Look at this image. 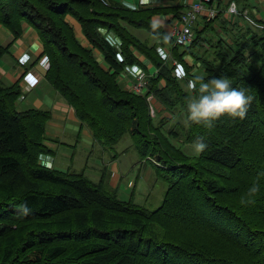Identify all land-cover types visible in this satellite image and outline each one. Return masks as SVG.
I'll return each mask as SVG.
<instances>
[{"label": "trees", "instance_id": "obj_1", "mask_svg": "<svg viewBox=\"0 0 264 264\" xmlns=\"http://www.w3.org/2000/svg\"><path fill=\"white\" fill-rule=\"evenodd\" d=\"M128 1L0 0V24L14 38L23 22L33 27L49 63L44 78L79 127L103 148L129 133L140 160L167 185L163 203L149 210L104 189L108 177L91 181L41 162L53 153L46 144L51 112L19 107V82L0 80V264H264V28L239 19L252 1L217 0L216 16L199 14L194 39L183 46L152 18H180L188 5ZM229 2L241 13L226 15ZM122 20L156 41L137 37ZM9 46L0 44V58ZM159 48H169V57ZM185 55L200 63L205 80L224 76L247 90L254 99L244 119L185 126L188 83L196 76L187 64L186 75H176ZM133 66L143 73L139 92L122 81ZM150 96L162 107L154 117ZM200 137L208 147L197 155ZM257 179L255 202L241 205ZM22 203L32 214H17Z\"/></svg>", "mask_w": 264, "mask_h": 264}, {"label": "rangeland", "instance_id": "obj_2", "mask_svg": "<svg viewBox=\"0 0 264 264\" xmlns=\"http://www.w3.org/2000/svg\"><path fill=\"white\" fill-rule=\"evenodd\" d=\"M251 1L253 2V0ZM213 3L214 8L218 10V1L214 0ZM223 4L224 2L222 5ZM258 11L264 13V6L260 7ZM247 12L250 16L257 17L253 7H248ZM239 19L244 21V23L246 22L243 16L239 17ZM71 22L74 26L76 36L80 41H84L80 33V27L72 20ZM122 23L137 37L149 43L156 41L146 29L134 27L124 20H122ZM130 75L135 80V83L132 82L129 85L127 83L129 80L126 77L122 80L123 82L126 81L125 86L127 89L132 88L137 92L142 91V88H144L143 73H138L137 70L131 69ZM37 90L39 92L38 94L43 92L42 94L48 96L49 108H47L55 112L52 108V103L56 96L61 98V95L56 93L46 79L43 83V88L39 87L36 91ZM28 94L29 93L26 94L24 91H21V95L25 96V98L19 97L17 103L19 107H26ZM30 95L33 96V92H31ZM28 99H30V96H28ZM148 99L150 101V113L154 117L157 111L162 110V107L152 96ZM73 118L77 119L75 114ZM76 121L78 120L73 121L65 114L63 120L55 119L54 121L56 123H61L59 127H50L47 125L48 123L46 124V134L48 136L50 133L56 135V141L51 142L53 144L51 147L53 153L47 157H41V162L43 161L47 165H51V162L48 161L49 158H51L54 168L83 174L91 181H97L100 176L108 177L109 186L104 185V189L108 190L110 193L116 191L120 199L132 200L134 203L140 204L149 210H153L163 203L167 185L163 179L158 176L153 165L144 163L140 160L133 138L129 133L113 147L103 148L92 140L91 135H86L83 130L79 131Z\"/></svg>", "mask_w": 264, "mask_h": 264}, {"label": "crops", "instance_id": "obj_3", "mask_svg": "<svg viewBox=\"0 0 264 264\" xmlns=\"http://www.w3.org/2000/svg\"><path fill=\"white\" fill-rule=\"evenodd\" d=\"M124 1H128V0H124ZM129 1L130 3L131 2L135 3L139 7V6H148V5L187 6L193 3L195 0H137V1L129 0ZM251 4L254 9V13L257 16L253 18H255L258 21H260L261 19L263 20L264 13L262 11L261 12L258 11V9L264 6V0H253ZM226 15L231 17V15H229L227 12ZM67 18H68L67 21L69 22L70 25H72L71 22L72 20L76 25L79 26V24L73 18L69 16H67ZM152 20L154 23L162 26L168 34H172L173 30L177 27L179 28L180 26V23L178 22L179 18H175L173 14H157L152 18ZM21 29L22 32L20 33V35L14 38L12 33L9 32L5 27H3L0 24V44L10 45L8 48V53L4 54L0 58V80L6 85L19 82L21 91H24L26 94L29 93L28 96H30V99H28L27 96V100H26L27 102L25 105L26 107L50 110L48 109L49 108L48 96L42 94L43 92L41 94H38L39 93L38 90L36 91V89L39 87L43 88V83L45 81L44 74L47 69L44 68V64L45 61H48V59L42 53L43 50L42 44L33 27L30 24L23 22L21 25ZM183 48L184 47H181L180 50L182 51ZM168 49L169 48H162V49L159 48V53L162 58L166 59L167 56L169 57V54H167L170 53ZM140 59L143 60L142 57H140ZM184 60H185L184 64L180 62L176 63L175 73L177 76L182 78L186 75L185 64L193 68L192 69L193 75L196 76L200 74L204 75L203 71L201 70L200 63L194 60L190 55H185ZM147 66L151 72L156 70L150 62H147ZM131 69L137 70L138 73L141 72V70L137 68V66H133ZM125 77L128 78L129 82L127 81V83L129 85L134 81V79L131 76L129 78V76L127 75L124 76L123 78ZM124 83H126V81H124ZM31 92H33V96L30 95ZM23 97L25 98V96ZM52 108L53 110H55V112H52V110H50L51 119L47 122L50 127H59L61 123L60 122L56 123L54 121L55 119L63 120L65 114L68 116L69 119L73 121L77 120L73 118L74 114L72 108L67 104V102L64 100L62 96L61 98L56 96L55 100L52 103ZM76 122H77V127L79 129L80 128L79 122L78 121ZM80 129L83 130V132L86 135H91V132L87 127L82 126ZM48 137H51L52 139L50 140V142H47L46 144L49 147H52L53 144L51 142L56 138V135L50 133ZM48 161H50L51 164L53 165L51 158H49Z\"/></svg>", "mask_w": 264, "mask_h": 264}, {"label": "clouds", "instance_id": "obj_4", "mask_svg": "<svg viewBox=\"0 0 264 264\" xmlns=\"http://www.w3.org/2000/svg\"><path fill=\"white\" fill-rule=\"evenodd\" d=\"M158 25H153V28ZM190 95L186 98L187 111L184 118L185 126L190 123L203 124L211 129L214 122L223 116L244 119L253 101L246 89L233 87L224 76L211 77L205 80L203 74L195 76L188 83ZM197 93L192 95L191 93ZM208 145L200 137L194 145L195 154L204 152ZM264 175V173H260ZM260 185L257 179L240 199V204L247 206L255 202L254 197L259 193ZM17 214L27 217L32 214V208L27 203L18 206Z\"/></svg>", "mask_w": 264, "mask_h": 264}, {"label": "built area", "instance_id": "obj_5", "mask_svg": "<svg viewBox=\"0 0 264 264\" xmlns=\"http://www.w3.org/2000/svg\"><path fill=\"white\" fill-rule=\"evenodd\" d=\"M213 0H195L193 3L188 5L185 13L181 15L178 22L180 23L179 28H175L172 32L176 44L179 45H189L194 39L193 23L197 19L198 15L206 12L210 18L216 16L217 10L212 7L206 6V4L211 3ZM147 2V1H145ZM143 3V2H142ZM227 13L229 15H238L240 12L238 5L235 2H229L227 7ZM242 16L246 20L245 23L249 24L254 29L264 28V23L257 21L255 18L251 17L247 10L242 12ZM48 67V61H45L44 68ZM140 73V72H139ZM23 97L22 95L20 96Z\"/></svg>", "mask_w": 264, "mask_h": 264}]
</instances>
